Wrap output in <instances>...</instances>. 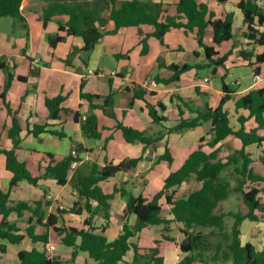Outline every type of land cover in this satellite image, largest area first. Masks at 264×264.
<instances>
[{"label":"crops","instance_id":"0c3cea01","mask_svg":"<svg viewBox=\"0 0 264 264\" xmlns=\"http://www.w3.org/2000/svg\"><path fill=\"white\" fill-rule=\"evenodd\" d=\"M71 2L72 0H22L21 12L25 21L16 18L0 17V63L8 67L13 75L9 88H6L8 72L0 68V148H13L15 141L9 135V129L14 125V119L18 120L21 128V142L16 147L19 160L28 163L33 175L40 176L50 161L47 153L58 157L74 155L79 157L77 166L71 169L69 181L60 185L54 178H41L37 185L22 180L13 188L10 187L12 173L6 168V156L0 153V187L10 192V205L18 201H27L34 204L42 200L47 213H55L60 220L65 218L69 224L78 227L83 226L85 218L89 215L87 211L81 214L74 212L59 213L60 210H69L76 201L84 205L81 198L71 183L74 173L87 174L91 171L94 163L100 167L108 163L118 164L129 158H140L136 169L126 172L120 171L116 175L100 182L106 193H113L115 187L125 184L135 196L144 195L152 198L164 187L166 177L179 169L190 153L195 150L201 137H205L204 149L208 152L215 149L210 147L207 141L211 138L210 121L204 122L197 127L181 131H168L175 126L180 118V106L185 116L196 115L194 109L203 110L207 105L216 107L220 104L224 94L222 85L225 82L232 89L233 94L226 102L225 108L229 111L230 123L234 129H239L241 123L239 116L246 114L245 110L237 111L236 101L253 88L264 85V64L259 76L255 75L253 68L249 66L248 60L240 56L242 50L254 51L255 54L264 51V44H255L246 35L247 25L244 23V15L238 7L241 0H199L207 3L210 9L216 12L217 17H223L227 12H234V37L216 45L220 55L228 54L224 66H213L210 68H192L181 74L178 80L169 83L159 82L156 78L168 79L174 71L169 68L171 64L183 65L184 63H197L203 65L207 62L204 48L199 44L197 32L183 28H171L165 35V44L153 35L149 36V50L142 54V37L153 31V26L142 24L119 29L115 33H107L96 44L87 63L83 60L82 48L84 39L82 36H67L64 41L52 48L48 36L58 32L59 24L56 19L44 20L43 15L51 2ZM144 2H162L164 11L162 18L177 13L176 4L178 0H142ZM264 6V0H259ZM100 4L102 5L101 1ZM102 9V7L100 6ZM103 16H109V9H102ZM185 21V20H184ZM101 25V24H100ZM102 28L111 30L114 25L112 21L106 20ZM264 33V27L259 26ZM204 42L212 45L213 30L209 28L204 36ZM117 54L126 56L117 57ZM213 70L212 74L208 70ZM207 71L202 73L201 71ZM92 71V72H90ZM19 76L27 77L20 80ZM85 80L83 91L100 98L93 101L81 98V83ZM157 83L156 86L151 84ZM138 84L148 91L144 99H135L132 102L134 92L133 85ZM114 92V106L107 107L108 112L114 111L117 119L126 125L146 131L150 136L164 133L161 140L154 145L145 146L141 142L125 141L122 132L115 128L117 119L108 115L103 109L95 108L92 104H103L104 98ZM3 93L5 96L3 97ZM59 94L65 96L62 103L63 108H75L83 116V119L91 113H96L99 125L104 128L101 139L92 141L83 135L81 121L76 122L68 117L65 110H61L60 117L50 118V112L46 105L48 97ZM162 102L166 108L162 110L159 106ZM148 104H152L160 115H165L166 120L155 122L149 114ZM37 125H45V129L38 136L32 130ZM248 127L256 125L254 119L247 122ZM63 133L59 136L57 133ZM264 134V131H263ZM108 139V140H107ZM107 141V142H106ZM81 143L83 147L77 150L76 146ZM218 159H226L236 150L242 147L241 140L234 135L229 136L219 145ZM169 151L172 161L160 160L158 157ZM253 160L251 166L254 170L264 175V163L261 158L264 155V144L253 143L246 147ZM263 166L255 168L257 162ZM235 167L226 168L221 176L227 179L230 175L234 181L231 182L232 191L238 184L240 177L235 172ZM202 183L195 175H190L182 184L170 188L167 193L178 199L189 193L200 189ZM264 188V182L260 184ZM26 189L29 193L23 192ZM239 196V192H236ZM264 200V192L261 193ZM232 196L229 195L228 205H231ZM49 201V205H45ZM164 205L163 216L171 220L169 230L164 229V224L150 225L138 232L130 241L139 245L140 251L145 252L149 248L159 247L164 257V264H180L183 253L180 243L184 237L181 228L182 223L174 220L171 211L172 205L162 198ZM224 201V200H223ZM110 218L97 215L94 219L98 226L97 232L103 233L108 241H113L123 232V225H133L137 221L136 214L124 215L127 203L120 193H115L110 199ZM225 206L221 211H239ZM246 205V204H245ZM246 211L241 212H247ZM32 212L26 210L19 217L15 212L11 213L10 220L16 221L21 227V232L26 234L29 219ZM2 214L0 212V221ZM231 219V217H229ZM228 219V218H227ZM226 219V220H227ZM233 219V218H232ZM263 229L264 218L251 220L246 218L242 224V243L252 242L257 245L256 240L261 242L257 250L264 245V237H244L245 227L250 230L258 227ZM48 231L44 225H37L36 232L43 234ZM49 241H34L26 236L21 242L11 243L7 239L0 238V245H6L5 251L0 249L1 264H21L19 252L37 248L45 250L51 257L58 259V264H100L89 257L86 252L79 250L72 262L74 246L65 244L51 228L49 229ZM162 245L156 246V243ZM256 243V244H255ZM59 244H64L62 248ZM48 247H53L48 250ZM135 251L131 248L125 254L119 264H139L134 262ZM207 264V263H197ZM208 264H221L211 262ZM227 264H231L228 261Z\"/></svg>","mask_w":264,"mask_h":264},{"label":"trees","instance_id":"16d2710c","mask_svg":"<svg viewBox=\"0 0 264 264\" xmlns=\"http://www.w3.org/2000/svg\"><path fill=\"white\" fill-rule=\"evenodd\" d=\"M100 1L102 5L100 4ZM22 0H0V17L9 16L20 21H25L21 12ZM109 9V16H103L102 9ZM177 13L167 15L162 18L164 11L162 2L142 0H72L71 2L54 1L49 4L44 12V20L56 19L59 24L58 32L48 36L49 43L55 48L64 41L67 36L79 35L84 39L82 48L83 60L85 63L97 43L107 33H115L119 29L129 26H139L149 24L153 26V31L142 37V54L149 50L148 38L153 35L165 44V35L174 27L183 28L187 33L196 30L199 44L204 48L207 62L203 65L197 63H184L183 65L171 64L169 68L174 74L168 79L156 78L159 82L169 83L178 80L182 73L192 68H210L213 66H224L228 54L220 55L216 45L231 40L234 37V12H227L223 17H217L216 12L210 9L207 3L199 0H178ZM238 7L244 15V23L247 25L245 35L255 42V44H264V33L260 31L259 26L264 27V6L259 0H241ZM103 20L112 21L114 27L107 30L101 27ZM185 20V21H184ZM213 30L214 44L209 45L204 42V36L207 30ZM126 56L117 54V57ZM240 56L248 60L249 66L253 68L255 75L259 76L262 65L264 64V51L255 54L254 51L240 52ZM0 68L8 72V81L6 88H9L13 75L8 67L0 63ZM20 80H26L27 77L19 76ZM223 77L224 94L220 104L216 107L206 106L205 109H194V116H185V112L180 106V118L178 123L168 128V131H181L194 128L200 124L210 121L211 138L207 141L214 150L208 152L204 149L205 137H201L199 144L193 150L183 165L172 171L165 179V184L152 198L144 195L135 196L125 184L115 187L114 192L120 193L125 198L127 207L124 215L136 214L137 221L130 225H123V232L113 241H108L103 233L97 232L98 226L94 219L97 215H103L110 218V199L113 193H106L101 187L100 182L106 180L120 171L130 172L136 169L140 158H129L118 164L108 163L103 167L94 163L91 171L87 174L74 173L71 183L76 189L78 195L84 199V205L76 201L69 210H60L59 213L74 212L77 214L87 211L89 215L85 218L83 226L69 224L65 218L60 220L55 213H47L42 200H37L34 204L27 201H18L10 205V192L0 187V212L2 218L0 221V238L7 239L11 243L21 242L26 236L38 242L47 243L49 241V229L51 228L61 240L74 246L75 250L72 256V262L79 250L95 259L100 264H119L123 260L127 251L134 249V262L139 264H164V257L159 247L149 248L141 252L139 245L130 241L138 232L150 225L164 224V229L169 230L171 220L163 216L164 205L162 198L172 205L171 211L174 220L182 223L181 231L184 235L180 249L183 257L180 264H197L211 262H227L231 264H264V245L261 250H257L252 242L242 243L241 224L246 219L261 220L264 218V200L261 193L264 188L260 186L264 182V175L256 172L251 166L253 160L246 147L256 143L264 144V85L248 91L236 101L237 111L245 110L246 114L239 116L241 126L234 129L230 123L229 111L225 108L226 102L231 98L233 91L225 82ZM85 80L81 83V98L93 101L94 98H100L99 95L85 93L83 88ZM134 96L130 105L135 99H144L147 93L155 94V91H148L145 87L134 84ZM5 94L3 93V97ZM65 96L59 94L55 97H48L46 105L50 112V118L60 117L61 110H65L68 117L76 122L81 121L83 135L87 138L101 139L104 128L99 125V118L96 113H91L83 119V116L75 108H63L62 103ZM114 92L104 98L103 104H92L95 108L103 109L108 115L117 119L114 111L108 112L107 107L114 106ZM162 110L166 106L159 102ZM149 114L155 122L166 120L165 115H160L158 110L152 104H148ZM254 119L255 126L248 127L247 122ZM115 128L122 132L127 142H141L145 146L156 144L162 139L164 133L150 136L146 131L126 125L123 121L117 119ZM45 129V125H37L32 132L38 136ZM21 128L18 120L14 119V125L9 129V135L15 141L13 148H0V153L6 156V168L12 173L10 187L18 185L22 180L37 185L41 178H54L60 185H65L69 181L71 166L73 162L79 161L78 156L72 154L66 156H56L47 153L50 161L45 167V171L40 176L33 175L28 163L18 159L16 147L21 142ZM62 136L63 133H57ZM234 135L241 140L242 147L229 155L226 159H218L219 144L229 136ZM108 140V139H107ZM107 142V141H106ZM172 161V157L167 152L158 157V161ZM264 163V155L261 158ZM234 166L235 172L240 176L238 184L234 188L240 192L244 203L248 207L247 212L241 211H221L216 212L218 204L226 199L232 190L231 182L224 179L222 172ZM194 174L196 179L202 183L200 189H197L186 196L173 199V196L167 193V190L182 184L190 175ZM45 205H49L46 201ZM32 212L29 219V225L26 228V234L21 232V227L16 221L10 220L11 213L15 212L19 217L24 215V211ZM233 218L230 227L227 225V218ZM37 225H44L48 231L43 234L36 232ZM6 245H0V249L5 251ZM21 264H58L55 257H51L45 250L33 248L32 250H22L19 252ZM1 264V262H0Z\"/></svg>","mask_w":264,"mask_h":264},{"label":"rangeland","instance_id":"374dc122","mask_svg":"<svg viewBox=\"0 0 264 264\" xmlns=\"http://www.w3.org/2000/svg\"><path fill=\"white\" fill-rule=\"evenodd\" d=\"M209 71V73L211 74V76H213L214 77V79H216V77L212 74V72H213V70L211 69H209L208 70ZM202 73H207V71H201ZM217 80V79H216ZM92 141H97L96 139H91ZM259 165L260 166H263L262 165V163L259 161V162H257L256 163V165L254 166L256 169L257 168H260L259 167ZM227 179H229L231 182L232 181H234V179L230 176V175H227ZM21 189H23V188H20V190ZM30 191V190H29ZM29 191H27L26 189H23V192H24V194L26 193H29ZM230 195L232 196V198H231V205H228V202H229V200H225L224 199V201L222 200L219 204H218V206H217V208H216V212H219V210L221 209V206L222 207H225V206H227L228 205V207H230L231 209H233V210H239V211H246L247 210V206L245 205V203H244V201H243V198H242V195H241V193L239 192V196H238V194L236 193V192H234V191H232L231 190V193H230ZM227 199V198H226ZM233 223V219L231 218H228L227 219V226L228 227H230L231 226V224ZM253 229H255V230H250V227H245V229H244V231H245V233H244V237H264V227H263V229H260L259 228V226L258 227H255V228H253ZM256 243H257V245L259 246L260 245V243L261 242H258L257 240H256ZM255 243V244H256ZM60 245V247H62V248H64V247H66L64 244H59ZM156 246H160V245H162L160 242L159 243H156L155 244ZM256 245V246H257ZM257 246V247H258ZM228 263V261L227 262H221V264H227ZM81 264H86L85 263V261L83 260L82 262H81Z\"/></svg>","mask_w":264,"mask_h":264},{"label":"built area","instance_id":"2783aa9c","mask_svg":"<svg viewBox=\"0 0 264 264\" xmlns=\"http://www.w3.org/2000/svg\"><path fill=\"white\" fill-rule=\"evenodd\" d=\"M90 72H92V71H90ZM151 84H152L153 86H156V85H157V83H156L155 81H152ZM76 166H77V162H73V164H72V166H71L72 170H74V169L76 168ZM52 248H53V247H48V250L50 251V250H52Z\"/></svg>","mask_w":264,"mask_h":264},{"label":"water","instance_id":"95a60500","mask_svg":"<svg viewBox=\"0 0 264 264\" xmlns=\"http://www.w3.org/2000/svg\"><path fill=\"white\" fill-rule=\"evenodd\" d=\"M105 23H106V21L103 20V21L101 22V25L103 26ZM82 147H83V145H82L81 143H78L77 146H76L77 150H80Z\"/></svg>","mask_w":264,"mask_h":264}]
</instances>
